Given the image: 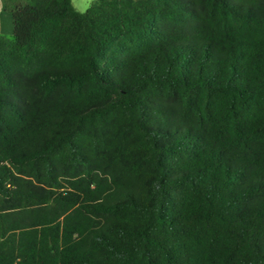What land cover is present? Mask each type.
Returning a JSON list of instances; mask_svg holds the SVG:
<instances>
[{"label":"trees","instance_id":"obj_1","mask_svg":"<svg viewBox=\"0 0 264 264\" xmlns=\"http://www.w3.org/2000/svg\"><path fill=\"white\" fill-rule=\"evenodd\" d=\"M22 1L0 264H264V0Z\"/></svg>","mask_w":264,"mask_h":264},{"label":"rangeland","instance_id":"obj_2","mask_svg":"<svg viewBox=\"0 0 264 264\" xmlns=\"http://www.w3.org/2000/svg\"><path fill=\"white\" fill-rule=\"evenodd\" d=\"M73 7L80 13H84L91 5L93 0H71ZM22 0L8 1L6 0V12L0 10V27L6 37L12 38V18L11 11L22 5Z\"/></svg>","mask_w":264,"mask_h":264},{"label":"crops","instance_id":"obj_3","mask_svg":"<svg viewBox=\"0 0 264 264\" xmlns=\"http://www.w3.org/2000/svg\"><path fill=\"white\" fill-rule=\"evenodd\" d=\"M0 10L6 12V0H0ZM0 32L5 36V34L1 30V27H0Z\"/></svg>","mask_w":264,"mask_h":264}]
</instances>
